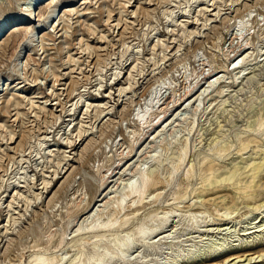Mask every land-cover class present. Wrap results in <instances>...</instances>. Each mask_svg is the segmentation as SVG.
Returning a JSON list of instances; mask_svg holds the SVG:
<instances>
[{
  "label": "rangeland",
  "instance_id": "374dc122",
  "mask_svg": "<svg viewBox=\"0 0 264 264\" xmlns=\"http://www.w3.org/2000/svg\"><path fill=\"white\" fill-rule=\"evenodd\" d=\"M56 5L0 32V264H264V0Z\"/></svg>",
  "mask_w": 264,
  "mask_h": 264
},
{
  "label": "bare ground",
  "instance_id": "6f19581e",
  "mask_svg": "<svg viewBox=\"0 0 264 264\" xmlns=\"http://www.w3.org/2000/svg\"><path fill=\"white\" fill-rule=\"evenodd\" d=\"M34 1H39V0H30V2H28V1H26V2H28L26 5H33L32 4V2H34ZM60 0H50L49 2H48V6H49V9L50 8H52L50 11H48L49 13L47 14V16L46 17H44L43 19L41 18L42 17V15H43V13L41 12V10L39 11V12H37V13H39V14H36L35 15V13H34V19L33 18H31V19H29L28 17H23V18H20V19H14V20H9V21H5V22H1L0 23V32H1V30L2 29H4L5 27H6V25L8 24H13L14 26H12L11 27V29H10V33H13V32H15V31H18V30H21V29H25V32L28 34V36H27V34H26V40H28V39H31L32 37L29 35V34H32L33 33V31L35 30V32L38 30V29H40L41 28V23L42 22H44L43 20L45 19V20H47L48 18H50L51 16L53 17V14H54V12H56L55 10H56V8H57V3L59 2ZM44 2H45V0H44ZM86 2V1H85ZM38 3L39 2H36L35 3V5H38ZM84 3V2H83ZM81 4V3H80ZM47 11V10H46ZM67 12H69V11H67ZM46 13V12H45ZM29 15V14H28ZM30 15H32V13H30ZM29 15V16H30ZM31 21H33V22H36V23H38L36 26L34 25V26H27V27H25V26H23L24 24H29V23H31ZM45 26V25H44ZM45 29V28H44ZM4 30H6V29H4ZM43 30V29H42ZM34 34V33H33ZM30 36V37H29ZM26 40H24L19 46H18V48H16L17 50H16V56L20 53V51L22 50V48H23V46H25V43H26ZM31 40H29V42H30ZM21 49V50H20ZM14 55V54H13ZM25 56V55H24ZM29 58V57H28ZM215 78V77H214ZM215 80H217V79H215ZM6 82L7 81H5V84L4 83H2V88H0V93H2L3 91H7V90H11V91H17V90H19L20 88H22L21 86H19V83L18 84H16L15 86H10L11 85V83L10 84H6ZM158 87H160V86H158ZM163 88V87H162ZM168 88V87H167ZM158 88H156V90H157ZM158 91H160V90H158ZM168 91H169V88H168ZM157 92V91H156ZM162 92H164V91H162ZM159 93H161V92H159ZM164 93H166V92H164ZM164 93L162 94V95H164ZM153 94V93H152ZM154 95V94H153ZM157 95V94H156ZM161 95V94H160ZM159 96L157 95V98H158ZM150 98V97H149ZM156 98V99H157ZM163 102L161 103V105H163V104H166V108L168 107L167 105H168V103H169V94H165L163 97ZM161 98V99H162ZM189 98V97H188ZM160 99V100H161ZM151 99H149V101H150ZM153 100H155V99H153ZM167 100H168V102H167ZM186 99H183V101H182V103L185 101ZM162 101V100H161ZM161 101H159V102H161ZM8 102H10L9 100H7V103ZM152 102V101H151ZM154 102V101H153ZM150 103V102H149ZM171 103V102H170ZM5 104H6V102H5ZM146 104H148V103H146ZM154 104H156V103H153L152 105H154ZM150 105V104H149ZM157 105V104H156ZM160 105V106H161ZM164 107V106H163ZM158 109H159V107H158ZM165 109V108H164ZM160 110H162V109H160ZM164 113V112H163ZM80 133V132H79ZM79 136H80V134H79ZM72 147V146H71ZM74 149H76V148H74ZM264 162H263V164L262 165H258V166H256V167H254L255 169H254V171H253V173L251 174V175H249L250 176V180H251V182L249 181V183H253L254 182V180H255V178L256 177H258V175L261 173V172H263V170H264ZM61 173V172H60ZM65 173V172H64ZM148 182V181H147ZM47 183V182H46ZM143 185H144V183H142ZM249 186H250V184H249ZM252 186H254V185H252ZM252 186H250L249 187V190L252 188ZM142 187V186H141ZM131 188V187H130ZM132 189V188H131ZM136 189V188H135ZM130 194V193H129ZM263 256V255H262ZM211 258V257H210ZM245 261L246 262H248L249 264H251L250 262H251V259L249 258V259H245ZM259 262V261H258ZM41 263V262H40ZM253 263H256V262H253Z\"/></svg>",
  "mask_w": 264,
  "mask_h": 264
}]
</instances>
